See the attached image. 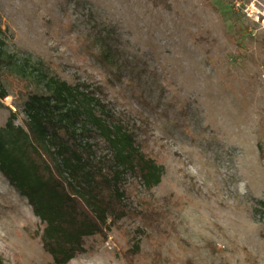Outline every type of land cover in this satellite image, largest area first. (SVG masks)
Here are the masks:
<instances>
[{
	"label": "rangeland",
	"instance_id": "374dc122",
	"mask_svg": "<svg viewBox=\"0 0 264 264\" xmlns=\"http://www.w3.org/2000/svg\"><path fill=\"white\" fill-rule=\"evenodd\" d=\"M170 1L166 9L149 0H0V39L13 61L69 81L111 79L119 107L149 116L145 149L166 168L150 190L132 185V212L68 264H129L146 194L164 214L145 230L139 264H264V0ZM89 11L117 28L118 78L96 58ZM8 69L0 128L14 112L16 124L26 119L22 82ZM43 227L0 171L4 264L51 261L37 237Z\"/></svg>",
	"mask_w": 264,
	"mask_h": 264
},
{
	"label": "trees",
	"instance_id": "16d2710c",
	"mask_svg": "<svg viewBox=\"0 0 264 264\" xmlns=\"http://www.w3.org/2000/svg\"><path fill=\"white\" fill-rule=\"evenodd\" d=\"M149 1L171 8L170 0ZM93 14L88 12L94 20L88 26L99 51L96 58L118 78L120 69L110 59L117 49V28L99 23ZM4 67L22 82L19 107L26 119L16 124L14 112L0 128V171L44 224L37 237L51 255L47 264H68L85 251L88 238H107L110 225L132 212V185L148 191L161 182L166 168L145 149L149 116L119 107L109 94L111 79H62L37 64L13 61L0 39V98L9 95ZM138 201L143 229L124 253L129 264H139L142 236L164 214L150 195Z\"/></svg>",
	"mask_w": 264,
	"mask_h": 264
}]
</instances>
